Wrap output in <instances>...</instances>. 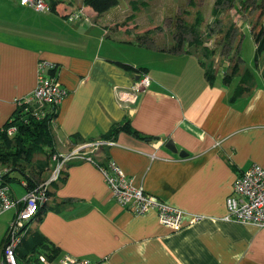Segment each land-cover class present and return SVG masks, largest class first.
Wrapping results in <instances>:
<instances>
[{"label":"crops","instance_id":"1","mask_svg":"<svg viewBox=\"0 0 264 264\" xmlns=\"http://www.w3.org/2000/svg\"><path fill=\"white\" fill-rule=\"evenodd\" d=\"M84 1L37 11L21 0H0V130L20 110L24 115L18 100L35 89L38 64L46 60L68 89L51 126L57 152L113 140L93 159L116 160L134 186L201 219L174 230L155 211L136 215L116 201L98 165L76 158L49 185L50 199L23 240L39 231L59 254L92 264H264V228L228 219L226 205L245 169L264 168V72L259 82L245 70L234 84L242 72L233 55L238 39L232 53L205 57L201 39L181 43L175 34L170 47L142 34L131 20L141 9H133L136 0H126V12L120 0L104 13ZM74 13L80 17L71 19ZM211 61L214 83L206 76ZM237 62L238 73L226 82ZM140 68L151 86L134 103L122 100ZM169 139L188 155L169 150ZM14 214L0 216V257Z\"/></svg>","mask_w":264,"mask_h":264},{"label":"built area","instance_id":"2","mask_svg":"<svg viewBox=\"0 0 264 264\" xmlns=\"http://www.w3.org/2000/svg\"><path fill=\"white\" fill-rule=\"evenodd\" d=\"M21 3L29 5L37 11L52 9L47 0H21ZM79 17L78 13L70 16L71 19ZM54 68V64L46 60L41 61L38 64V81L35 89L24 99L18 100L21 107L25 106L24 112H28L29 116L36 120L49 117L50 125L55 122L53 113L56 107L68 95V89L62 85L54 73H51ZM151 82L152 79L146 71L140 72L138 80L132 87L133 91L128 94L123 93L122 100L134 103L139 93L149 89ZM26 118L28 117L26 116ZM16 132L17 128L14 125L7 129L9 136L15 135ZM114 144L113 140L108 139L85 142L76 146V149L68 154L54 153L52 155L53 170L49 178L37 183L24 196L12 195L8 185L0 186V216L10 210L15 212L5 238L0 264H92L88 258L77 257L69 253H62L55 258H50L44 253L34 254L27 259L18 257V250L28 223L37 217L41 207L47 204L50 199L49 185L58 181L67 164L76 158L86 159L98 165L116 201L136 215L140 216L155 211L159 221L174 230H180L186 223H193L201 219L199 215L192 214L156 195L147 193L142 187L134 186L133 180L127 176L116 160L109 159L106 165H102L93 159L92 154L95 151ZM83 149L86 151L83 152ZM226 205L228 219L264 228V168L252 164L245 169L234 182ZM186 220L189 221L186 222ZM35 255L37 260H34ZM30 258L34 260L33 263Z\"/></svg>","mask_w":264,"mask_h":264},{"label":"rangeland","instance_id":"3","mask_svg":"<svg viewBox=\"0 0 264 264\" xmlns=\"http://www.w3.org/2000/svg\"><path fill=\"white\" fill-rule=\"evenodd\" d=\"M121 1V9L127 7L124 11L126 12L130 6H128L126 0ZM136 1L141 9H139L138 13H134L131 20L135 23L136 29L140 30L142 34H148V36H150L152 33L153 38L154 36L157 37L159 42H162L163 45H170V47H173L175 44L174 35L176 34V25L179 21H182V23L185 22L188 26H197L201 33V41L199 44L202 45L201 47L204 50L199 52L202 56H204L203 54H205V52L208 53L210 51L216 52L219 56H221V53L226 56L232 51L234 41L238 39L235 42V46L236 44L237 46L233 51V55H238V61L240 60L242 65V72L234 78V84L238 83V78L241 79L245 70H249L257 81H261L262 73L264 72V57L258 56V58H256V43L249 26L253 27L255 24H264V0H257L255 3L250 0H224L222 4H217V0ZM143 2H147L148 5L144 6ZM215 9L220 10L217 18L219 19L218 21H216V16L214 15ZM232 24L236 29L232 32L231 42H228L226 35L228 30L231 29ZM135 27L133 29H135ZM236 31L238 33H236ZM191 38H194L193 34L188 36V39ZM52 124L53 123H51V126L54 127ZM74 149H76V146L70 150ZM82 151L84 152L86 150L83 149ZM54 153L55 151L50 152L48 158L50 165L46 170L44 169V171H41L43 168L37 165L39 160L46 158L42 154L37 153L34 156L29 155L30 160H26L23 156H21V159L16 157L18 159L17 161H15V157L11 156L9 160L7 157L1 161L2 159L0 158V177L5 170L7 171V168L19 167L26 179H32L34 184L37 185V183L43 182L49 178L53 170L52 165L54 162L52 161V155ZM21 172L14 171L12 173L11 182L7 184L12 188V194L15 192L17 195L25 193V187L22 184L25 177ZM38 175L40 176L38 177ZM22 196H24V194ZM18 257L19 259H23L20 256ZM34 260H37L36 255L34 256ZM34 260L31 258L30 261L33 263Z\"/></svg>","mask_w":264,"mask_h":264},{"label":"trees","instance_id":"4","mask_svg":"<svg viewBox=\"0 0 264 264\" xmlns=\"http://www.w3.org/2000/svg\"><path fill=\"white\" fill-rule=\"evenodd\" d=\"M250 1L255 3L257 0ZM84 2L85 5L92 7L96 12L104 13L110 8L119 5L120 0H85ZM223 2L224 0H217V4H222ZM60 3L61 0L52 1V9L55 10L56 6ZM143 5L147 6L148 4L147 2H143ZM137 7L138 4L136 3V6L133 9L137 10ZM219 12L220 10L218 9L214 10L216 21L219 20L217 19ZM180 22L181 21H179L176 25V34L179 35L178 38L180 39L181 43H183L185 37H188L192 34L194 35L195 40L201 39V33L199 32L197 26H188L185 22L182 24ZM235 29L236 28L232 24L231 29L228 30V33L226 35V39L228 40V42H231L232 32ZM252 33L254 40L257 44L256 58H258V56H260L264 52V24L253 25ZM212 53L214 54L215 52H205V54L203 55L206 57L207 55H211ZM140 69L146 71V69L144 68ZM238 71L239 63L237 62L233 68L232 73L225 76L226 82L231 81L233 76L237 74ZM206 76L210 83H214L216 77L214 74L212 61L208 63ZM244 89L245 87L241 86L240 92H243ZM53 115H55V112L53 113ZM24 116H27L28 118L24 119ZM12 125L16 126L17 128V132L13 137L9 136L7 133V129ZM4 127L5 128L3 129V131L0 130V158L2 159H0L1 161H3V159L7 157V159L9 160L10 156L15 158L19 157V159H21V156H23V158H25L26 160H30L29 155L34 156L38 153L44 155L46 158L43 160H39L37 165L43 168L41 169V171H44V169L46 170L48 168V166L50 165L48 159L50 156V152L55 151V153H57L49 117L43 120H36L32 116H29L28 112H25L22 116V110H20L19 115H16L14 120L8 121ZM17 160L18 159L16 158L15 161ZM14 171L21 172L19 167H10L7 168V171L5 170L4 173L1 174L0 181H2L0 182V186H6L11 182L12 173ZM21 173L24 175L23 172ZM39 176L40 175H38V177ZM25 181L26 185H24V187L26 192L36 186L33 180L30 178L26 179L25 177ZM21 245L20 250H18V254L23 259H27L34 254L40 253L48 255L50 258H55L60 255L59 248L56 245L50 244L47 241L46 237L39 231L33 232L29 238H26L22 241Z\"/></svg>","mask_w":264,"mask_h":264},{"label":"water","instance_id":"5","mask_svg":"<svg viewBox=\"0 0 264 264\" xmlns=\"http://www.w3.org/2000/svg\"><path fill=\"white\" fill-rule=\"evenodd\" d=\"M166 147L171 150L172 152L179 154V156L184 157L188 155V152H186L185 150H178L176 144L174 143V141L172 139H169L166 142Z\"/></svg>","mask_w":264,"mask_h":264},{"label":"clouds","instance_id":"6","mask_svg":"<svg viewBox=\"0 0 264 264\" xmlns=\"http://www.w3.org/2000/svg\"><path fill=\"white\" fill-rule=\"evenodd\" d=\"M9 186V185H8ZM41 210V209H40ZM22 241H23V239H22ZM5 242V241H4ZM22 243V242H21ZM21 245V244H20ZM19 250H20V247H19Z\"/></svg>","mask_w":264,"mask_h":264}]
</instances>
